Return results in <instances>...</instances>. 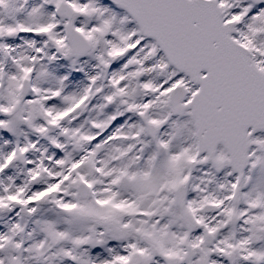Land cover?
Here are the masks:
<instances>
[{
  "label": "snow or ice",
  "instance_id": "snow-or-ice-1",
  "mask_svg": "<svg viewBox=\"0 0 264 264\" xmlns=\"http://www.w3.org/2000/svg\"><path fill=\"white\" fill-rule=\"evenodd\" d=\"M0 264H264V0H0Z\"/></svg>",
  "mask_w": 264,
  "mask_h": 264
}]
</instances>
